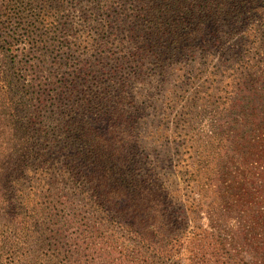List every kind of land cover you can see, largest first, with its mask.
<instances>
[{
  "label": "rangeland",
  "instance_id": "rangeland-1",
  "mask_svg": "<svg viewBox=\"0 0 264 264\" xmlns=\"http://www.w3.org/2000/svg\"><path fill=\"white\" fill-rule=\"evenodd\" d=\"M18 2L0 0V90L13 79L20 82L18 91L9 93V108V95L0 91V164L25 141L43 153V145L38 147L43 131L59 147L54 160L35 161L36 172L18 171L11 188L0 185V245L6 236V248L9 244L14 252L13 257L0 247V264H17L24 255L40 257V263L64 264L57 253L72 246L79 232L129 243L116 224L117 214L111 217L92 209L78 180L60 178L67 155L88 149L93 154L90 145L100 144L98 157L106 158L102 162L123 153L135 166V155L143 157L156 163L169 186L182 189L187 164L204 155L206 144L219 139L214 135L216 122L220 108L224 116L228 112L224 101L232 91L237 64L217 52L131 56L136 49L135 23L128 22L139 12L140 0ZM37 18L44 24L40 26ZM245 45L237 55L239 63L263 74L264 44ZM27 78L34 80L28 89L22 86ZM257 92L262 93L259 87ZM245 93L243 89L232 95ZM230 118L223 119L221 131L232 128L231 136L239 141L259 138L262 111L253 127L237 125L234 114ZM246 151L243 148L240 155ZM90 168L95 171V166Z\"/></svg>",
  "mask_w": 264,
  "mask_h": 264
},
{
  "label": "trees",
  "instance_id": "trees-1",
  "mask_svg": "<svg viewBox=\"0 0 264 264\" xmlns=\"http://www.w3.org/2000/svg\"><path fill=\"white\" fill-rule=\"evenodd\" d=\"M140 1L139 12L128 22L135 23L136 49L131 56L146 58L155 54L168 58L217 52L226 57L237 64L232 91L224 101L228 112L224 116L220 108L214 132L219 139L214 145L206 144L204 155L193 157L187 164L189 169L181 174L182 189L169 186L156 171V163L143 157L135 155V166L123 153L102 162L106 158L98 157L100 144L90 145L93 154L88 149L79 155H67L60 173L65 177L60 178L74 183L78 180L87 190L92 209L111 217L117 214L116 224L129 243L79 232L72 246L57 256L63 255L64 264H264V73L257 75L252 65L241 64L237 58L246 42L264 44V0ZM18 3L26 5L24 0ZM36 21L40 26L44 24L42 18ZM33 83L27 78L22 86L28 89ZM18 84L13 79L0 91L9 95L18 91ZM257 87L262 91L260 95ZM243 89L247 93L232 95ZM11 102L9 95L8 108ZM238 109L249 111L240 114ZM258 111H262V126L255 142L239 141L231 136L232 128L221 131L226 125L223 119L230 116L232 120L233 114L237 125L255 126ZM43 138L38 144L43 145V153L25 141L20 151L15 147L2 160L0 185L9 189L11 183H16L18 171L36 172L37 168L32 169L36 160L42 164L51 160L59 145L46 131ZM36 178L42 179L39 174ZM2 241L0 247L10 250L14 257L12 247L7 244L6 248V236ZM66 250L75 255L70 256L72 260ZM50 262L40 263V257L24 255L19 256L17 264Z\"/></svg>",
  "mask_w": 264,
  "mask_h": 264
}]
</instances>
